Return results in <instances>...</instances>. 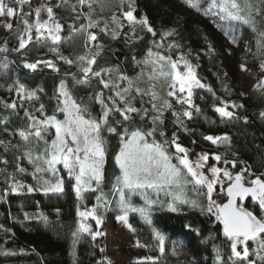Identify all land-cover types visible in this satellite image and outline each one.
I'll use <instances>...</instances> for the list:
<instances>
[{"label":"trees","instance_id":"obj_1","mask_svg":"<svg viewBox=\"0 0 264 264\" xmlns=\"http://www.w3.org/2000/svg\"><path fill=\"white\" fill-rule=\"evenodd\" d=\"M43 1L53 8L54 17L61 22V40L56 44L47 36L37 40L32 32L31 42L21 49L24 24L20 17L31 13L25 17L31 22L35 16L34 9ZM209 2L200 0L199 12L189 7L186 0H85L83 5L79 0H30V4L16 5L18 14L11 17L12 28L0 41V48L7 49L0 51V264H110L104 256L103 235L93 240L90 234H81L73 246L72 233L79 223L77 211H83L86 205L97 201V196H102L99 204L108 203L98 207L101 225L97 226L90 217L93 232H102L104 214L111 217L125 214L119 207V194L113 190L120 174L115 162L120 135H123L125 127L129 132L137 128L151 130L153 117L158 115L152 109L151 96L137 95L135 88L147 92L155 85L153 90L161 98L154 101L157 106L165 99L173 103L171 100L174 98L167 96L169 89L162 78L149 80L151 72L143 63L149 50L153 54L169 56L174 62L186 60L205 87L194 86L192 89L194 107L189 109L191 119L180 116L183 126H178L174 109H164L163 123L157 122V131L148 137V141H171L175 134L176 142L181 146L204 151L211 160L216 154L221 157L219 164L233 166L234 162L248 179L260 177L264 180V86L257 85L243 93L236 85L237 64L262 72L264 48L261 44L264 37L260 32L264 31V0H248L254 6L256 31L238 21L220 20L219 15H205ZM239 2L243 4L245 0ZM129 3L137 20L146 18L155 35L148 32L145 25L129 23L124 18L123 13L129 10ZM217 11L213 9L214 13ZM90 22L95 26L88 27ZM166 32L172 34L166 36ZM89 33L97 39L90 41ZM87 48L90 50L88 56H95L93 72L111 69L134 81L128 98L140 114L132 113L129 121H124L118 112L109 114V124L117 129L119 135L108 132L107 126L102 131L106 141L104 179L98 191L85 192L84 198L78 200L74 191L75 181L68 178L62 164L56 165V176L51 172H36L37 167L46 168L42 161L35 160L36 156L43 154L44 141H37L35 137L24 141L18 132L28 129L33 123L29 116L36 121L52 115L58 120L64 119V114L59 111L63 107V97L59 96L61 83L78 104L87 108L85 117L90 115L97 119L102 116L103 108L96 96L102 94L101 98L109 107L112 105L109 97L115 98V91L104 88L100 80L119 83L120 90L128 87L127 80L118 81L112 71L102 72L100 77L90 74L87 83H77V80L84 79L78 58ZM67 60L73 63L69 64ZM33 63L36 64L34 70L25 67V64ZM12 103L16 104L15 109L6 107ZM224 105L233 113L231 119L222 118L215 111ZM117 106L124 107L118 100ZM182 107L186 109L187 105ZM196 108L200 111L196 112ZM205 136L228 139L213 144ZM53 139L55 129L49 126L44 140L50 146ZM165 148L172 157L171 162L178 165L175 146L168 144ZM29 150L35 162H30L25 156ZM20 168L24 171H19ZM57 177L63 179L64 191L45 194L47 185L44 181L55 183ZM184 178L191 181L186 170ZM11 185L18 186L16 192H12ZM29 187L33 191L29 192ZM181 190L187 200L196 201L199 206L178 203V211H169L167 204L172 202L169 193ZM142 191L155 203L146 204L140 191L130 195V202L133 207L148 209L152 223H148L140 213L128 211L135 244L125 247L123 252L153 255L155 258L122 264H153V261L155 264H234V258L230 259L231 242L224 236L220 221L207 211L206 193L200 186L189 182L182 184L181 188L172 186L159 193L152 189ZM125 192L127 195V190ZM253 208L260 216L264 215L256 204ZM186 225H191V228ZM154 229L165 236L163 253L155 239ZM137 242L141 246H137ZM217 249L220 261L216 259ZM250 259L254 260L252 252ZM235 264L248 262L235 261Z\"/></svg>","mask_w":264,"mask_h":264},{"label":"snow or ice","instance_id":"obj_2","mask_svg":"<svg viewBox=\"0 0 264 264\" xmlns=\"http://www.w3.org/2000/svg\"><path fill=\"white\" fill-rule=\"evenodd\" d=\"M15 5L22 6L24 4H30V0H12ZM79 3L83 5L85 0H79ZM189 7L194 8L196 11H201L200 0H186ZM89 7L91 5L89 4ZM129 10L124 12V18L129 23H140L147 27V31L155 35L153 29L148 26L146 18L137 20L133 14L132 4L129 3ZM213 9H217V12H213ZM46 11L47 20H41V11ZM20 11H23L20 8ZM254 6L248 0L241 4L239 0H210L205 15L214 14L219 15L220 20L224 21H238L245 25L252 27L253 31H256V21L253 19ZM35 23L31 24L25 18L31 15V13H25L20 19L24 24L23 32L24 36L20 37V48L23 49L32 40V30L35 29L36 39L42 38L43 33H47V39H50L54 44L59 43L61 37L59 33L62 30V26L55 21L53 8L42 6L41 8L34 9ZM18 14L17 8H14L11 4L6 3L5 0H0V17H14ZM256 14H260L257 12ZM113 22H116L113 17ZM95 26L92 22L88 27ZM7 29L12 28V24L6 23ZM105 29H102V31ZM171 32H166L164 35H171ZM260 35L264 37V31L260 32ZM115 36V33H113ZM26 37V38H25ZM88 39L95 41L97 38L95 35L89 33ZM264 48V43L261 44ZM0 51H7V49L0 48ZM99 53L97 52L96 55ZM154 54L151 50L148 52V58L143 63L153 66L152 73L149 75V80L162 78L169 89L167 91L168 97H174L178 104L187 105V108L182 113L173 112L176 117V123L178 126H183V121L180 119L181 114L188 119L192 118V112L189 110L194 107L192 103V89L193 87L203 88L205 85L201 84L197 78L195 70L191 64H189L183 57V67L186 71H181L179 62H174L171 57ZM83 65L81 66V72L84 79L77 80V83H87L89 75L100 77L102 72L110 73L111 69H102L100 71L93 72L92 65L96 63L95 56H80L78 58ZM67 63H73L71 60H67ZM48 66L52 67L51 62H46ZM26 68L35 69L36 64H25ZM261 69L264 70V63L261 64ZM119 81L127 80L128 87L120 90V84L104 79L100 80L104 88H111L115 91V98L109 97L112 100V105L109 107L104 103L101 98L102 94L96 96L97 102H99L103 108L102 116L92 118L90 115L85 117L87 108L78 104L73 97L69 94L66 86L61 83L59 96L63 97L61 101L63 107L59 108L64 114L63 120H58L55 115L45 118L43 121H36L34 117L29 116V119L33 121L29 125L28 129L20 130L18 135L24 140L28 141L29 137H35L37 141H44L45 148L43 154L36 156V161H42L46 168L37 167L36 172H51L53 176H56L57 164H62L63 169L67 171L68 178L75 181L74 191L76 198L82 200L83 193L96 192L100 189V185L104 179V164L106 157L105 139L102 136V131L106 130L110 133H117V129L109 124V114L111 112H118L123 117L124 121H129L132 117V113H139V110L133 106L132 100L128 98L129 94L133 91L134 81L128 79L123 75L117 77ZM261 85H264V81H261ZM155 85L152 86L147 92L142 91L139 87L135 88L137 95H150L152 101V109L158 113L153 117L154 127L149 131L141 130L137 128L129 132L128 128H124L123 135H120V148L118 154L115 155L116 165L120 169V174L116 177V183L113 185L114 192L119 194V207L125 213L119 216L118 219L124 221L130 230L132 226L128 224L127 212H138L148 222L152 223L149 211L145 208L133 207L130 202V195L140 191V194L144 196L145 202L148 205L155 203V201L149 200L146 193L142 190L152 189L159 193L165 188H171L175 186L181 188L182 184L189 182L194 183L196 186H202L207 189V211L213 213L216 219L223 225V234L231 242V257L235 261L245 262L248 264H255V261L250 259L249 241L257 245L255 255L264 260V215L257 216L253 211L244 207V202L251 198L254 204H257L261 213H264V180L260 177L248 180V186L245 185L246 177L243 172L233 176L227 169L223 170V177L229 181V186L226 189L227 203H217L212 198V193L215 190V185L221 183L220 175L222 170L218 167H211L210 172L212 178L209 179L204 175L201 169L204 168L209 157L208 155L201 154L199 159L195 162L189 160L187 152L188 150L177 143V137L173 134L171 141L165 140L163 143H157L155 140L149 142L148 137H151L157 131L155 125L157 122L163 123V111L164 109L172 108L173 105L168 100H162L161 105L158 107L154 102L161 99L158 94L153 90ZM21 87V91H22ZM211 91V89H208ZM186 93L185 95H182ZM31 98V94L30 97ZM117 100L123 104L124 107L117 106ZM8 108H16V104L6 105ZM227 105L224 107H217L215 111L219 113L222 118L231 119L233 113L227 110ZM235 107V105H233ZM43 105H41V111ZM196 112L200 109L196 108ZM147 110H145L146 114ZM264 115V113H262ZM143 119V115H141ZM54 127L55 139L51 141L50 146L48 142L44 140V135L48 130V127ZM160 135L164 136V132L160 131ZM206 140L211 141L213 144L223 139L227 140V137H213L205 136ZM174 145L176 153L183 155H177L175 159L179 162L178 165L173 164L172 157L169 155L165 148V145ZM25 156L30 162H35L32 159V151L29 150L25 153ZM213 159L217 162L221 160L220 156H214ZM6 162V161H5ZM227 163V161H226ZM233 167L235 163L232 162ZM182 166V167H181ZM184 170H186L187 176L191 177V181L184 178ZM19 171L23 172L24 169L20 168ZM248 171V169H244ZM251 175V174H250ZM44 184L47 185L44 188L45 194L48 192L62 193L64 191L63 179L57 177L55 183H50L45 180ZM12 192H16L17 185H11ZM125 190H127V195ZM223 190V189H222ZM31 192L33 189L28 188ZM172 196V202L167 204L169 211H178V203H190L193 207H198L196 201L187 200L182 190L179 193H169ZM97 201L102 200V196L96 197ZM108 202L104 201L103 204L98 203V207H104ZM77 215L81 218L78 223L76 231L72 233L73 246L79 239L81 234L87 233L95 240L96 237L103 235L100 231L93 232L91 227L84 223L89 217L96 221V225L99 226L102 223V219L97 215V208L94 207L86 211H77ZM46 219V218H44ZM185 227L191 228V225ZM155 239L159 243L161 253L164 252L165 236L158 230L154 229ZM193 231H196L193 229ZM137 246H141L137 242ZM239 248V250H238ZM175 253V249H174ZM74 255V253H73ZM217 261H220V252L217 249L216 255ZM137 264H143V262H137ZM153 264L155 262L153 261Z\"/></svg>","mask_w":264,"mask_h":264},{"label":"rangeland","instance_id":"obj_3","mask_svg":"<svg viewBox=\"0 0 264 264\" xmlns=\"http://www.w3.org/2000/svg\"><path fill=\"white\" fill-rule=\"evenodd\" d=\"M5 2L11 4L14 8L16 7V5L14 3H12V0H5ZM42 6L50 7L45 1H43L38 5L37 8H41ZM35 19H36V17L34 16L33 20L29 23L34 24ZM40 19L42 21L48 19L46 11H43V10L41 11ZM55 21L61 25V22L58 18L55 17ZM6 23L11 24V18L6 17V16L0 17V41L3 39L5 34L9 31V29H7L5 27ZM32 32L34 33L35 36L37 35L35 33L34 28H33ZM59 35H60V33H59ZM22 36H24V33L22 34ZM42 36H47V33H43ZM86 47H87V45H86ZM89 51L90 50L88 48L85 49L83 56H88ZM89 57H91V56H89ZM153 58H155V54H154ZM179 64H180L179 65L180 70L182 72L186 71V69H184V67H183L184 62L180 61ZM82 65H83V62L80 61L79 68H81ZM83 66H86V65H83ZM145 66L152 73L153 66L151 64H148V65L145 64ZM111 73L113 74L114 77H116L115 79H117V77L119 75H122L115 70H112ZM237 75H238V79H237L236 85L243 93H246L248 90H250L254 86H257V85L264 86V85H261V81H264V70H262V72H257L254 69L247 68L241 64H237ZM158 79H160V78H158ZM182 95L186 96V93H184ZM171 102H173L171 104L173 105L172 108L174 109V111L177 113H182V111L184 110L182 105L178 104L176 102L175 98L172 99ZM181 116H182V114H181ZM182 147H184V146H182ZM184 148H186L188 150V152H187L188 158L190 161L193 162L194 165H195V162L199 159V156L201 154L206 153L204 151L193 150V149H190L187 147H184ZM177 155H183V154L177 153ZM214 156H216V154H214L213 157ZM208 157H209V155H208ZM213 166L220 168L222 170V172L220 175L221 183H218L215 185V190L212 193V198L217 203L222 204L226 200V196L224 193L225 186L227 184H229V181L223 177V170L227 169L230 173L233 174V176L238 174V173H241L242 171L240 168H238L236 166L233 167L230 164H224V163L219 164V162H217L215 160H211L210 157H209L207 163H205L204 168L201 169L200 171H202L205 176H207L209 179H211L212 176H211L210 168ZM248 180H250V179H248V177H246L245 185H248ZM200 187L206 193L207 189L205 187H202V186H200ZM97 203H98V201H93L91 204L86 205V207L84 208L83 211L90 210V209L96 207L97 208V215L99 216V211H98L99 209H98ZM244 207H246L250 211H253L254 204L251 201L250 197L248 198V200H246L244 202ZM253 213L257 216H260V214L257 212L253 211ZM80 220H81V218L79 217V222H80ZM127 220H128V224H130L128 216H127ZM89 222H90V217L86 221H84V223L91 226ZM102 233H103V238H104V256H105V259L110 264H122L126 261H131V260H141V259L148 260V259H154L155 258V256H153V255H147V254L132 255V254H128L126 252H123V249L125 247L134 245L135 240L132 236V233H131L129 227L124 223V221L119 220L118 217H111L107 214H104ZM249 248H250V252H252V254H253V257H254L253 261H255V264H264V260L259 259L255 255V250L257 248V245L254 244L253 242L249 241ZM238 250H239V248H238ZM261 255H264V253H261Z\"/></svg>","mask_w":264,"mask_h":264},{"label":"water","instance_id":"obj_4","mask_svg":"<svg viewBox=\"0 0 264 264\" xmlns=\"http://www.w3.org/2000/svg\"><path fill=\"white\" fill-rule=\"evenodd\" d=\"M228 186H229V184H227V185L225 186V189H224V193H225V196H226V200H225L223 203H227L226 189H227ZM246 186H248V185H246ZM223 203H222V204H223ZM222 227H223V225H222Z\"/></svg>","mask_w":264,"mask_h":264},{"label":"flooded vegetation","instance_id":"obj_5","mask_svg":"<svg viewBox=\"0 0 264 264\" xmlns=\"http://www.w3.org/2000/svg\"><path fill=\"white\" fill-rule=\"evenodd\" d=\"M253 179H255V178H253ZM256 205H257V204H256ZM257 208L259 209L258 205H257Z\"/></svg>","mask_w":264,"mask_h":264}]
</instances>
